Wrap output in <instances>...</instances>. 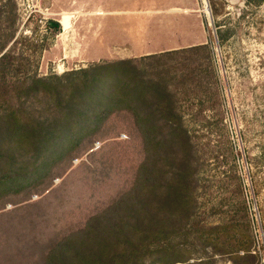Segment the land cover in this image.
<instances>
[{
  "label": "rangeland",
  "instance_id": "1",
  "mask_svg": "<svg viewBox=\"0 0 264 264\" xmlns=\"http://www.w3.org/2000/svg\"><path fill=\"white\" fill-rule=\"evenodd\" d=\"M38 5L0 0L3 127L8 117L21 132L30 133L37 120L59 126L66 110L82 107L70 94L90 78L81 69L127 59L133 47L149 41L160 42L158 51L188 48L136 58L124 67V78L117 70L93 79L100 94L83 112L97 116L96 122L75 127L69 142L60 135L64 128L58 129L48 152L36 155L34 136L15 140L0 131V179L9 169L7 155L19 172H30L35 161L45 166L19 189H0V264H45L57 243L71 236L78 242L91 220L133 188L148 160L162 188L172 173L188 175L191 209L160 242L169 263L264 264V0H38ZM108 11L112 14L97 15ZM59 14L65 31L55 35L48 22L58 21ZM167 28L183 31L164 35ZM112 29L117 36L110 43ZM50 77L58 79L41 85L39 94L24 90L34 78ZM139 82L149 86L141 97L135 92ZM160 86L170 94L159 96ZM107 88L113 100L123 102L102 101ZM147 117L157 121L152 136H144L137 123ZM178 122L183 132L173 133ZM68 253L54 251L58 260Z\"/></svg>",
  "mask_w": 264,
  "mask_h": 264
},
{
  "label": "trees",
  "instance_id": "2",
  "mask_svg": "<svg viewBox=\"0 0 264 264\" xmlns=\"http://www.w3.org/2000/svg\"><path fill=\"white\" fill-rule=\"evenodd\" d=\"M48 24L54 25L53 32L55 35L60 33L61 28L57 22L50 21ZM5 57L6 52L0 57V62ZM150 57H142V59L145 60ZM134 60L136 59L111 61L91 66L87 70L81 69V73L84 76L91 74L90 78L83 81L81 87H74L75 89L70 94L71 96H77V102L78 104L81 103L82 107L75 108L74 112L66 110V115L60 120L59 126H54V121H48L47 119L43 121L37 120L32 125L30 133L27 130L21 132V127L18 125L17 120L13 117H8L9 122L5 121L4 127L0 124V131L8 133L12 138L15 137V140L21 137L34 136L37 141V156L50 151L61 134L69 142L76 135L74 132L75 127L83 130L96 122L97 116H87L83 112L84 105L93 99V95L100 94L95 92V87L93 86L95 81L93 79L112 76L113 73L111 71L115 72L117 70L123 71L120 77L124 78L126 76L124 67L130 66ZM94 75L95 78H92ZM57 79V77L48 79L34 78L31 85L24 90L39 94L41 85ZM145 86L149 87L142 82L135 85V92L139 97L143 95ZM155 92L159 96L170 94V91L164 86L155 88ZM101 93L103 94L102 101L109 105L113 106L123 102L113 100V93H111L110 88ZM69 102V105L75 106L71 101ZM11 113L14 112L11 111ZM5 117L0 115V120H4ZM137 123L141 125L144 136L154 135L157 124L154 118L137 119ZM166 123L168 124L170 121H166ZM62 127L64 129L59 135L58 129ZM174 128L173 133L178 130L183 132V127L179 122ZM154 139L153 137L152 141L155 145H161V143H155ZM1 152L0 149V159H3ZM6 159L9 169L0 179V189L17 190L33 180L34 176L42 172L45 167L43 163L35 161L32 164L34 167H32L30 172H19L12 169L14 164L13 157L7 155ZM158 173V170L152 167V161H145L139 168L138 177L133 188L122 195L119 200L107 208L94 221L91 220L87 224L86 229L80 233L78 242H75L74 236H71L65 241L57 243L56 249L64 248L69 252L67 258L58 260L54 254L55 249L49 253L45 264H173L168 262L169 255L165 253V248L160 242L167 240L169 235L176 232H173L176 226L181 223L182 219L187 218L191 209V202L185 185V178L188 175L184 171L172 173L167 186L162 188L157 184Z\"/></svg>",
  "mask_w": 264,
  "mask_h": 264
},
{
  "label": "crops",
  "instance_id": "3",
  "mask_svg": "<svg viewBox=\"0 0 264 264\" xmlns=\"http://www.w3.org/2000/svg\"><path fill=\"white\" fill-rule=\"evenodd\" d=\"M139 7L140 8H142L143 9V1H141L140 3H139ZM103 14V16L104 15H111L112 13L111 12H107V13H104V12H99L97 15H102ZM61 16H62V14H59L58 15V17H59V19H58V21H56L58 24H60L59 23V20H60V18H61ZM70 19V18H69ZM53 21V20H52ZM69 26L71 27V25H70V21H69ZM61 28V27H60ZM116 29H112V30H110L109 32H108V34H107V37H108V39H109V41H110V43H113V41L115 40V38H116V34H117V31H115ZM185 30V29H184ZM61 31H62V28H61ZM61 31H60V33L58 34V35H60L61 34ZM181 31H183L182 29L181 30H176V29H174V28H167V30L166 31H164V32H162V33H164V35H168V34H177V32H181ZM69 32V31H68ZM185 34H186V37L187 38H190V36L192 35V34H188V32H185ZM167 40H169L168 38H167ZM169 42H171V43H169ZM168 42V44H172V41H169ZM193 45V44H192ZM190 46V48H192V47H195V46H197V45H195V46ZM158 46H160V42L158 43V42H156V40H155V42H151V41H149V42H145L143 45H142V47H140V48H135V47H133L131 50H133L134 51V53L129 57V58H127V59H136V58H142V57H150V56H154V55H159V54H163V53H166V52H172V51H178V50H182V49H186V48H188V47H185V48H181V49H179L180 47H178V48H169V49H167V51L165 52V51H163V50H161V51H158V50H155V49H158ZM199 46V45H198ZM119 60H125V59H119Z\"/></svg>",
  "mask_w": 264,
  "mask_h": 264
},
{
  "label": "built area",
  "instance_id": "4",
  "mask_svg": "<svg viewBox=\"0 0 264 264\" xmlns=\"http://www.w3.org/2000/svg\"><path fill=\"white\" fill-rule=\"evenodd\" d=\"M24 4L27 6V7H32V8H35L38 5V0H24ZM37 10V9H36ZM37 12V11H36Z\"/></svg>",
  "mask_w": 264,
  "mask_h": 264
},
{
  "label": "water",
  "instance_id": "5",
  "mask_svg": "<svg viewBox=\"0 0 264 264\" xmlns=\"http://www.w3.org/2000/svg\"><path fill=\"white\" fill-rule=\"evenodd\" d=\"M205 8L207 11V16L210 18V11H209V7H208V4L206 3V1H205Z\"/></svg>",
  "mask_w": 264,
  "mask_h": 264
},
{
  "label": "bare ground",
  "instance_id": "6",
  "mask_svg": "<svg viewBox=\"0 0 264 264\" xmlns=\"http://www.w3.org/2000/svg\"><path fill=\"white\" fill-rule=\"evenodd\" d=\"M206 9V8H205ZM207 12V11H206ZM60 25V24H59ZM61 27H62V31L64 32L65 31V26H64V23L61 24Z\"/></svg>",
  "mask_w": 264,
  "mask_h": 264
}]
</instances>
